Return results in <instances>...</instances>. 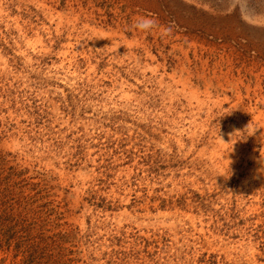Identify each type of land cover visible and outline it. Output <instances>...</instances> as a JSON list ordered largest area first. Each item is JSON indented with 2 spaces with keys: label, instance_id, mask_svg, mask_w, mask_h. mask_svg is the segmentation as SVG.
<instances>
[{
  "label": "rangeland",
  "instance_id": "1",
  "mask_svg": "<svg viewBox=\"0 0 264 264\" xmlns=\"http://www.w3.org/2000/svg\"><path fill=\"white\" fill-rule=\"evenodd\" d=\"M0 149L93 264H264V0H0Z\"/></svg>",
  "mask_w": 264,
  "mask_h": 264
},
{
  "label": "trees",
  "instance_id": "2",
  "mask_svg": "<svg viewBox=\"0 0 264 264\" xmlns=\"http://www.w3.org/2000/svg\"><path fill=\"white\" fill-rule=\"evenodd\" d=\"M12 156L11 152L0 149V252L7 255L12 251L14 256L20 253L19 264L97 262L98 258L92 256V253H88L87 259L79 257L82 251L79 247L81 243L87 247L95 242L90 240L91 235L86 231L80 234L76 228H61L65 224L60 221L63 211L60 210L59 201L48 198L49 186L46 180L38 173H30L25 166L11 164ZM147 157L150 159L151 155L148 154ZM137 176L138 173L130 176L132 185H135ZM166 201L161 198L160 209ZM179 201L184 203L185 196L181 195ZM197 204L203 207L200 200ZM132 243L134 246L141 245L143 251L149 253L147 248L153 246L156 240L134 237ZM122 252L111 250L102 253V258L104 255L109 257L104 264H108L111 257ZM4 259V257L0 259V264ZM8 264L16 262L10 261Z\"/></svg>",
  "mask_w": 264,
  "mask_h": 264
},
{
  "label": "clouds",
  "instance_id": "3",
  "mask_svg": "<svg viewBox=\"0 0 264 264\" xmlns=\"http://www.w3.org/2000/svg\"><path fill=\"white\" fill-rule=\"evenodd\" d=\"M154 25V21L147 17H142L135 22V27L141 31L150 30Z\"/></svg>",
  "mask_w": 264,
  "mask_h": 264
}]
</instances>
